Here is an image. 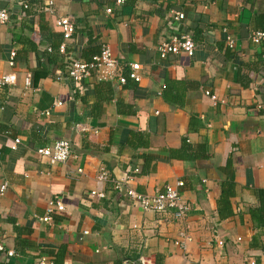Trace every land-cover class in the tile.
Here are the masks:
<instances>
[{
	"label": "crops",
	"instance_id": "1",
	"mask_svg": "<svg viewBox=\"0 0 264 264\" xmlns=\"http://www.w3.org/2000/svg\"><path fill=\"white\" fill-rule=\"evenodd\" d=\"M0 8L9 13L0 73L17 75L0 90V244L14 252L0 253V264L264 260V214L256 211L264 191L263 44L251 40L264 31V0H0ZM61 17L75 25L63 54ZM180 33L194 41L193 57L161 59L157 47ZM104 45L120 64H139L140 81L64 79L72 60L90 61ZM58 141L71 144L66 163L36 154ZM177 183L189 207L182 221L145 212L127 195ZM51 200L65 210L41 222ZM180 233L185 248L175 245Z\"/></svg>",
	"mask_w": 264,
	"mask_h": 264
},
{
	"label": "built area",
	"instance_id": "2",
	"mask_svg": "<svg viewBox=\"0 0 264 264\" xmlns=\"http://www.w3.org/2000/svg\"><path fill=\"white\" fill-rule=\"evenodd\" d=\"M125 0H115L116 5H122ZM52 3H49V6ZM24 8L27 6L24 5ZM106 13L110 14L111 9H106ZM174 20L181 21L184 18L183 13H173ZM9 20V13L6 9L0 8V25L7 23ZM56 27L61 29L63 42L59 46V52L63 54L65 52L66 43L72 40V36L75 33V25L73 21L68 17H61L57 19L55 23ZM251 40L257 43L263 44V52L261 55V64L264 67V32L256 31L251 35ZM226 44L229 48L234 47V41L230 36L226 37ZM157 52L161 59H165L168 55H178L180 53L185 54L188 57H193L196 45L188 33H180L177 36L171 37L168 41L161 43L157 47ZM15 53L11 54L10 61L8 65L10 69H13ZM140 65L137 63H126L120 64L117 59L113 58L110 49L107 45L101 47L100 52L91 58L90 61L82 62L75 60L71 63L70 69L67 73V78L74 84H79L81 82L90 80L94 77L102 80H117L121 84H125L127 79L138 82L140 81V76L138 71ZM126 71V74L124 72ZM61 77L57 80L62 82ZM17 82V75L14 72H9L6 74L0 73V90L15 85ZM23 87L25 90L32 89V82L30 74L27 73L24 79ZM56 106H61L57 103ZM45 116L48 117L49 113L46 112ZM20 144L19 139H14L11 146L12 150H15ZM36 154L40 157L46 159L50 164H64L72 156L71 144L69 141H58L51 147H42L36 150ZM134 172H137L135 169ZM97 179L99 181L107 182L109 177L106 172H101L98 174ZM129 181L128 177H125L115 185V189L121 190L123 185ZM183 186L182 183H177L175 187L165 186L163 190L156 191L153 195H142L135 191L129 189L127 190V195L135 200L139 207L145 212H151L156 214L165 215L166 213H173V218L176 221H182L186 218L187 212L189 210L188 205L183 200L180 195L179 188ZM7 187V183H3L0 186V194H2ZM95 195L94 192H92ZM65 208L62 203L56 201H49L47 204L46 216L40 219L41 222L50 223L51 215L57 211L62 212ZM85 235L88 232H84ZM180 239L175 242V245L182 246L185 248L186 243L189 238L185 233L179 234ZM219 245L223 243L218 242ZM0 253H4L7 257H14L13 251L5 250L4 246L0 244ZM142 262V261H141ZM38 264H53L45 259H40ZM126 264V263H123ZM246 264H264V260L260 263H256L254 260L248 261Z\"/></svg>",
	"mask_w": 264,
	"mask_h": 264
},
{
	"label": "trees",
	"instance_id": "3",
	"mask_svg": "<svg viewBox=\"0 0 264 264\" xmlns=\"http://www.w3.org/2000/svg\"><path fill=\"white\" fill-rule=\"evenodd\" d=\"M261 32H264V31H261ZM60 42H61V39H60ZM60 42L57 44L58 46L60 45ZM58 48V47H57ZM56 48V49H57ZM52 51H53V48H52ZM49 56L48 55H44L43 57H42V60H43V62H44V64L45 63H49ZM73 61H75V60H72L71 61V63L73 62ZM71 63H70V65H71ZM15 64V63H14ZM69 69H70V66H69ZM69 69H68V71H69ZM65 78H67V77H65ZM128 80V79H127ZM132 81V80H131ZM228 196V194H225L224 195V198L225 197H227ZM259 196H260V200H259V208H258V210H256V211H259V214L261 215V214H264V191H260V193H259ZM256 211L254 212V213H256ZM252 216L254 217V219L256 220V221H259L258 220V218L252 213Z\"/></svg>",
	"mask_w": 264,
	"mask_h": 264
}]
</instances>
